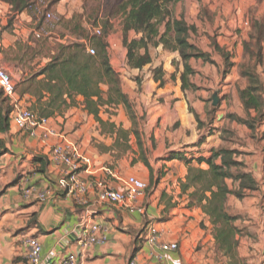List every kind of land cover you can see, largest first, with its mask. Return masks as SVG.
<instances>
[{"label": "crops", "instance_id": "1", "mask_svg": "<svg viewBox=\"0 0 264 264\" xmlns=\"http://www.w3.org/2000/svg\"><path fill=\"white\" fill-rule=\"evenodd\" d=\"M57 10L62 12L60 5ZM237 10L235 13H232L233 10L224 13L232 19L230 29L235 25L241 26L247 12L244 5ZM10 11L7 4L0 2V31L7 26ZM222 21L219 12L214 27L207 26V33L212 38V31L217 29L221 34L228 33ZM192 27L198 28L195 25ZM32 32V20L27 13H23L16 18L11 34L5 31L0 37V65L7 71L16 72V85L27 74L8 61L5 52L15 47L17 41H27ZM227 36V42L224 37L214 39L229 52L234 47L239 51L243 40L248 41L245 38L236 45L237 39L234 41L231 34ZM67 41L79 40L71 33L65 35L64 42ZM205 52L211 55L216 65L200 62L204 69H197L196 65L193 67L198 72L192 79L196 91H182L179 75H176L175 81L171 79L176 71L164 70L165 85L160 87L151 70L129 69L123 75L111 63L121 77L123 92L137 116L143 154L152 170L141 161L142 152L133 135L130 136V150L124 153L112 150L116 135L103 132L95 118L83 109L81 97L77 98L78 105L49 119V128L55 134L48 140H42L41 133L31 136L19 131L11 121L9 131L0 134V143L7 149L0 155V264H8V261L9 264H31L23 244L26 237L39 240L42 260L47 264H60L63 257L72 252L79 255L81 264H128L132 259L139 264H234L231 260L235 258L225 256L224 250L216 244L214 226L209 217L198 205L188 206L193 201L188 194H183L181 186L188 174L186 159L208 158L213 149L224 146L240 152L246 150L222 139L225 124L229 123L226 115H234V108L238 109V105L231 106L230 98L224 95L241 79L237 70L238 60H233L235 67L223 79V59L214 54V48ZM168 60L171 66L173 61H180L175 54H171ZM222 84L226 90L221 94ZM215 94H218L217 106L213 105ZM237 98L244 111L239 93ZM14 101L26 108L35 103L31 96L20 99L17 94ZM213 109V114L209 116ZM111 111L115 115L101 114L104 121L122 126L124 130L132 128L125 107ZM196 117L204 124L202 129ZM62 142L77 145L81 153L91 160V165L82 174L88 186L85 205H79L58 187L60 171L50 162V154L54 146ZM173 153H181L184 160H172ZM252 154L251 161L242 153L238 155V160L245 164L246 172L251 173L258 183L257 191L243 200L229 198L227 207L231 215L241 216L236 225L244 231L240 246L233 251L234 256L239 254L242 260L248 259L247 264H264V153L254 150ZM202 168L207 169V166ZM109 169L114 171L115 177L108 174ZM131 176L147 185H150L152 177L160 179L138 200L136 207L143 208V213L130 210L125 205L99 202L98 193L102 187L123 190V181ZM25 187H33L40 192L49 191L50 196L45 202L27 201L22 195ZM92 224L104 228L107 241L83 248L79 240L87 236ZM152 225L163 234L164 243H177L178 250L165 252L159 247H149L146 244V228ZM217 258L220 262L216 261Z\"/></svg>", "mask_w": 264, "mask_h": 264}, {"label": "trees", "instance_id": "2", "mask_svg": "<svg viewBox=\"0 0 264 264\" xmlns=\"http://www.w3.org/2000/svg\"><path fill=\"white\" fill-rule=\"evenodd\" d=\"M182 1L125 0L119 5L117 13L122 18L127 68L141 71L150 67L154 80L163 87L164 69L162 66L154 67L150 54L151 47H162L163 51L178 53L180 56L181 60L177 63L173 61L172 64L180 70L178 75L182 91H196L192 79L197 72L190 65L191 60H201L210 65L216 63L211 56L190 43L189 35L196 29L189 27L184 20L172 18L171 7ZM0 2L11 8L8 24L0 31V37L2 32L10 29L12 32L14 22L19 15L27 13L32 20L33 32L28 40L17 41L15 47L5 52L6 59L14 63L17 68H21L23 74H27L16 85L15 91L20 99L25 96L35 99L29 110L40 118L50 119L78 105L77 98L81 97L83 109L95 118L103 132L116 135L112 150L116 149L119 153L130 150V136L133 135L142 152L141 161L152 170L143 154L137 116L128 96L123 92L121 77L111 64L108 33L91 38L86 34V29L77 24L71 33L76 35L79 41L64 42L65 35L58 34L56 25L51 24L45 15L54 7L55 1L45 10L38 5V0H0ZM35 32L39 33L38 37ZM132 32L135 36L129 39V34ZM81 40H90L96 54H88L87 47ZM212 46L223 59L222 78L226 79L235 67L233 53L221 48L215 39ZM263 46L264 23L256 21L250 33V40L244 41L245 62L247 59L256 66L262 65ZM255 65L250 67L249 64H245L241 67L240 77L247 81V86L239 90V98L244 111L248 115L251 111H255L257 118L254 121H261L264 118V88L259 76L253 72ZM171 79L176 80V75L173 74ZM120 106L125 107L132 122L130 130H124L122 126L104 121L101 117L102 113L115 115L111 110ZM13 110L14 104L11 99L0 91V134L9 131ZM214 110L209 112V116ZM229 118L241 125L254 128V125L247 120L239 119L234 115ZM196 121L202 129L204 124L198 117ZM6 152L7 149L0 143V155ZM238 155H240L238 151L224 146L213 149L208 158L186 159L188 174L185 182L181 184L183 194H188L193 201L188 206L198 205L209 217L214 226L216 244L224 250L225 256H234L233 251L238 249L240 238L244 233L236 225L241 220V216L229 213L227 201L231 197L243 200L250 193L257 191L258 187L252 174L246 172L245 164L238 160ZM171 159L184 160L181 153H173ZM203 165H206L207 169H203ZM159 180V178L154 180L152 177L148 190Z\"/></svg>", "mask_w": 264, "mask_h": 264}, {"label": "rangeland", "instance_id": "3", "mask_svg": "<svg viewBox=\"0 0 264 264\" xmlns=\"http://www.w3.org/2000/svg\"><path fill=\"white\" fill-rule=\"evenodd\" d=\"M54 1V7L51 10L47 11L45 15L47 16V19L51 24L56 25L58 34H71V30L73 29V27L77 24H80L86 29V34L89 35V37H92V29L96 27H101L102 36L105 33H108V53L111 59V63L113 62L114 65H116L115 68L118 71H122L123 75L125 74L124 72H129V68H127L126 66V56L124 59V54L126 55V49L123 46L122 18L117 13L119 5L125 0H66V2L63 3H61L63 0H38V5H41L43 7L42 9L45 10ZM249 4L250 7L248 8ZM59 5L61 6L62 11L60 13H58L57 10ZM243 5L244 9L246 7L247 12L244 15L242 25H235L232 29H230L229 25L232 19L228 16V14L225 16L224 13H228V11L230 10H233L232 13H235L236 11H238L237 8H240ZM196 11L199 13L196 14ZM171 12L173 19L184 20L189 27H192V25L198 27L195 32L190 33L189 41L190 43L195 45L199 50L206 53V49H213V39L217 37H224L225 41L227 42L229 40V36L227 35L231 34L233 38H235L234 41H236V39L238 41L236 45L239 43V41L245 38L249 41L250 33L253 30L254 22L260 21L261 23H264V0H183L182 2L172 6ZM215 12L216 15H218L219 12L221 13L223 20L222 24L225 25V31L228 33L226 35L221 34L219 33L220 29H217L215 31H212V35L214 36V38H212V36L207 33V26H211V28L214 27L216 20V15L214 14ZM70 22H72V24H70ZM246 23H248V25H245ZM7 34H11V29L7 31ZM134 36L135 33H130L129 39H132ZM244 41L245 40H243L239 51H236L237 47H234L233 50L230 52L233 53V60H238L237 70L239 72V75L241 74V67L243 65L249 64L250 67H254L255 65L254 63L249 62V60L247 59L245 62ZM209 42L211 44H209ZM232 43L233 42H231V44ZM150 54L153 58L155 66H162L163 69L167 72L176 71L175 75L179 74L180 70L178 69V67L173 64L172 66L169 65L168 60L170 59L171 54H175L180 59L178 53L165 52L163 51L162 47H151ZM214 54L220 56L216 52ZM208 55L211 56L210 54ZM200 62L202 63L203 61L191 60L190 65L192 67H195L196 65L197 69L202 70L205 68V66L202 65ZM123 63L124 66H122ZM0 68L4 67H1L0 65ZM145 69H148L147 71L151 70L150 67H146ZM180 69L182 70L181 67ZM8 72L13 75V78L16 83V81L18 80V75L16 74V72L13 70H9ZM253 72L259 76L262 86L264 88V61L262 65H255V70H253ZM246 86L247 81L240 79L235 83L234 88L231 90H226V86L222 84L220 93L222 94L223 90H226L224 95L230 98L229 101L231 102V106L235 107V105H238V109L234 108V116L238 117L239 119L249 121L251 125H254V128L251 129L248 126L239 124L236 120L234 121L233 119L229 118L231 116L230 114H227L225 118L229 121V123L227 122V124H225L222 139L226 143H233L234 145L240 146L239 149L246 148L245 151L247 152H238L239 154L242 153V155H244L251 161L253 156L252 153L254 150H262L264 153V118L261 121H254L257 118V113L255 111H251V113L248 115L245 111L241 110V107L237 103V95L239 93V90L246 88ZM236 91H238V93H236ZM210 99L212 100V96H210ZM116 116H119V113L118 115L116 114ZM245 254L250 255L251 253L245 252ZM232 257L235 258L231 260V262H233L234 264H247V262H249L248 259L242 260L239 257V254L237 256ZM20 259L21 261H24V258L20 257ZM216 261L220 262L218 258ZM7 263L9 264V261Z\"/></svg>", "mask_w": 264, "mask_h": 264}, {"label": "built area", "instance_id": "4", "mask_svg": "<svg viewBox=\"0 0 264 264\" xmlns=\"http://www.w3.org/2000/svg\"><path fill=\"white\" fill-rule=\"evenodd\" d=\"M49 17V15H48ZM92 37L102 36V28L96 27L92 29ZM36 37L39 35L35 33ZM91 37V38H92ZM90 55H95V49L91 46L90 40L82 41ZM16 84L13 76L5 69L0 68V91L4 96L11 99L14 104V110L11 114V121L16 128L31 136H37L41 133L42 140H48L55 133L49 128V119L40 118L33 113L29 108L15 102ZM50 162L60 171L58 187L62 193L71 196L79 205H85L88 186L82 179V174L87 171L91 165V160L81 153L79 147L73 143L62 142L54 146L50 154ZM108 174L115 177L112 169H109ZM124 189L116 190L111 187H102L98 193V200L103 204L125 205L130 210L143 213V208L136 207L138 200L145 196L148 185L142 180L131 176L123 181ZM23 198L27 201L45 202L48 200L49 191L40 192L35 188H23ZM100 225L92 224L88 228L87 236H83L79 240V244L83 248H88L93 245L102 244L107 241L105 232ZM26 250V256L31 264H47L42 260V246L38 239L34 237H26L23 241ZM146 244L149 247H159L165 252H175L178 250L177 243H164L163 234L155 227L149 226L146 228ZM60 264H81L79 255L76 253H67ZM128 264H139L136 259H132Z\"/></svg>", "mask_w": 264, "mask_h": 264}, {"label": "water", "instance_id": "5", "mask_svg": "<svg viewBox=\"0 0 264 264\" xmlns=\"http://www.w3.org/2000/svg\"><path fill=\"white\" fill-rule=\"evenodd\" d=\"M217 104H218V97H217V94H215V95L213 96V105H214V106H217Z\"/></svg>", "mask_w": 264, "mask_h": 264}]
</instances>
